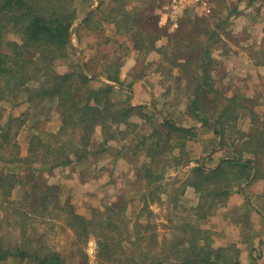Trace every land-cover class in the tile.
I'll return each instance as SVG.
<instances>
[{"label": "trees", "instance_id": "obj_1", "mask_svg": "<svg viewBox=\"0 0 264 264\" xmlns=\"http://www.w3.org/2000/svg\"><path fill=\"white\" fill-rule=\"evenodd\" d=\"M77 1L0 0V104L23 97L19 104H26L32 111L49 103V109L57 111L62 121L57 132L35 133L25 153L17 135L26 119L11 116L4 123L0 116V261L13 258L18 264H92L83 244L94 233L98 236V254L104 263L241 264L239 248L235 244L216 247L211 231L205 230L200 223L213 215L219 206L225 205L242 181L251 178L258 158L264 154V119L252 111L251 131H245L237 126V122L247 114L244 110L241 113L239 109H232L238 96L225 97V104H219L216 97L219 91L212 82L209 42L217 31L210 34L200 48L202 61L196 63L186 57L182 63L179 60L173 63L181 70L177 84L185 82L184 88L189 91L192 116L213 133L217 145L225 144L231 126L239 134L237 140L241 139L240 143L234 140L235 149L227 152V158L216 166L207 168L203 160L194 167L195 180L187 183V187L192 185L201 194L197 208H192V211L198 209L196 219L172 212L169 220L173 230L163 239L159 238L158 231L150 232V219L144 225L140 224L141 227L137 225L134 234L125 237L133 247L129 255L122 232H125L123 226L130 229L125 218L130 199L108 205L104 216L95 211L89 218L77 213L70 202L63 203L57 186L36 177V174L43 177V171L85 161L93 154L94 135L101 128L103 150H107L110 143L121 140L126 142L121 150L146 154L148 160L137 172L140 187L158 183L157 192H161L165 167L172 164L179 167L190 161L187 142L189 136L197 135L198 131L195 125L178 123L166 110L148 104L133 105L130 97L118 104L116 92L125 89L118 73H102L121 85L118 90L103 81L96 87L86 72V63L70 64L72 28L79 15ZM91 17L84 19L82 24L88 23ZM123 18L132 21L126 15ZM123 21H117L121 28H124ZM145 22L148 25L140 24L138 28L150 27L155 33L157 31L151 41L153 45L148 47L156 48L154 44L161 36L160 29L156 21L151 23L147 18ZM208 32L205 30L206 35ZM10 33L20 39H10ZM144 44L142 39L135 48L140 51ZM158 50L165 52L168 46ZM61 61L69 62L64 72L58 69ZM169 74L173 76L172 72ZM212 93L217 95L212 98ZM244 102L240 99V107L251 111V106ZM145 123L148 126H143ZM131 136L134 139L125 141ZM184 154L188 158L182 162ZM34 164L43 167H32ZM21 168L24 172H32L30 183H26L28 187L24 185L25 174L22 176L18 171ZM19 187L23 193L16 199L13 194ZM148 191L147 196L156 198V190ZM167 195L168 199H173L172 194ZM157 196L164 201L162 196ZM175 199L179 201L178 196ZM37 221L50 225H54V221L59 223L67 235L71 234L70 250L52 245L47 234L37 226Z\"/></svg>", "mask_w": 264, "mask_h": 264}, {"label": "rangeland", "instance_id": "obj_2", "mask_svg": "<svg viewBox=\"0 0 264 264\" xmlns=\"http://www.w3.org/2000/svg\"><path fill=\"white\" fill-rule=\"evenodd\" d=\"M170 1L78 0L79 15L72 28L70 64L71 62L74 65L79 62L86 63V72L89 77H92L91 83L94 86H100L103 81L118 90L121 85L115 80L106 78L102 74L103 71H108L113 75L118 73L121 79L120 66L127 58L137 55L141 57V65L147 60L149 64H146L145 69H140L141 65L137 68L136 65L129 74L136 77L145 73L149 78L148 84L152 93L149 95L150 105L166 110V113H170L178 123L185 126L201 124L197 127V135L189 136L187 142L186 148L191 153L190 161L188 160L179 167L175 164L165 167V178L162 180L161 188L163 191L157 192L158 183H152L148 187L143 184L140 187L137 172L139 167L148 160L146 154H135L130 149L121 150L122 144L126 143L121 140L110 143L107 150H103L104 147L100 145L101 128H98L91 147L93 154L85 161L75 162L67 167H58L52 171H43V177L36 174L40 181L58 187L63 203L70 202L77 213L89 218L95 211L104 216L108 205L130 199L125 210L126 224L130 226V229L123 226L125 232H122L129 255L133 252V247L125 237L134 234L137 225L141 227L140 224L144 225L150 219V232L158 231L159 238L163 239L173 230L169 220L172 212L189 215L195 219L198 217L196 213L198 209L192 211V208H197L201 194L192 185L187 187V183L195 180L194 167L205 160L206 167L211 168L215 161L209 153H224L223 155L226 156L227 152L235 149L232 145L234 140L236 139V143H240L239 140H241H237L239 134L231 126L225 137V144L220 145L221 148L219 144L217 145L213 133L203 128L202 123L192 116L188 101L189 91L184 88L185 82L177 84L176 80L181 70L174 67L173 63L176 60L182 63L186 57L196 60V63L202 61L203 53L200 48L211 37L210 34L217 31L209 41L212 57L210 63L212 82L219 91L218 96L212 93V98L216 96L219 98V104H225L227 99L225 97L238 96L236 103L232 104V109H239L241 113L244 110L243 113L248 115L245 118H239L237 122V126L246 131H251L249 128L252 125V111L255 110L256 114L264 113V0H208L205 8L200 5L184 11L180 20L174 23L176 25L165 20L168 13L166 7ZM124 15L128 19L131 17L132 21H126L123 18ZM88 16H92L90 21L82 24ZM147 18L151 23L156 21L161 35L155 41L156 48L152 49L148 47L153 45L151 41L157 31L155 33L154 28L149 27L148 29L142 28L141 33L138 28L140 24L146 23ZM119 19L124 20V28L117 24ZM205 30L209 31L207 35ZM176 34L178 35L174 38ZM9 38L20 39L14 33H10ZM142 39L145 44L139 51L135 45L137 42L141 43ZM165 46H168L165 52L158 50ZM165 53H167L166 57ZM59 65V71L64 72L69 62L61 61ZM170 72L173 76L169 74ZM123 83L122 86L125 89L117 91L115 95L118 104L124 103L127 97L132 96L130 83L128 84L127 81ZM21 99L1 103L0 116L4 123L11 116H21L26 119L25 126L19 129L17 135L26 153L35 133L57 132L62 121L57 111L49 109L47 106L49 103H44L40 109L31 111L27 109L26 104H19ZM240 99L246 101L244 103L251 106L252 110L242 109ZM210 111L213 112L212 109ZM143 126H148V124L145 123ZM253 131L256 132L255 129ZM130 139H134L133 136L125 141L129 142ZM164 155L162 164H164ZM183 156L182 162L188 158L187 154ZM32 167L42 168L43 166L34 164ZM18 171L22 173V176L25 174L24 185L28 187L26 183H30L32 172H24L23 168ZM184 186L185 191L180 194ZM149 189L156 190V198H152L151 195L147 196ZM22 193L23 189L19 187L14 191L13 197L18 199ZM167 194H172L173 199H168ZM157 195L162 196L165 202L160 201ZM177 196L178 202L175 199ZM177 204L178 207H176ZM212 216L214 218L211 221L209 218ZM209 218L201 221L200 226L205 230H210L213 237H216L218 233L215 227L220 225L219 216L214 214ZM53 223L54 225H50L37 221V226L47 234L46 238L52 245L55 244L61 250H70L71 234L67 235L59 223L55 221ZM98 245V236L92 233L83 244L88 261L92 264H110L104 263V260L99 257ZM0 264H18V261L10 258L0 261Z\"/></svg>", "mask_w": 264, "mask_h": 264}, {"label": "crops", "instance_id": "obj_3", "mask_svg": "<svg viewBox=\"0 0 264 264\" xmlns=\"http://www.w3.org/2000/svg\"><path fill=\"white\" fill-rule=\"evenodd\" d=\"M140 58L136 55L124 61L120 66L121 80L127 81L132 86L130 102L133 105H150L149 78L145 73L136 77L129 74L136 65L137 68L141 65ZM147 63L146 60L140 69H145ZM259 116L261 120L264 119V113H259ZM196 126H201V124L197 123ZM209 154L211 158H214V166L221 163L222 159L227 156H224V153ZM256 166L251 178L242 181L231 193L227 203L217 208L214 213L219 216L218 221L220 222V225L214 226L218 233L214 237V245L218 247L235 244L240 251L241 264H264V154L258 158ZM213 218L214 216L209 219L212 221Z\"/></svg>", "mask_w": 264, "mask_h": 264}, {"label": "built area", "instance_id": "obj_4", "mask_svg": "<svg viewBox=\"0 0 264 264\" xmlns=\"http://www.w3.org/2000/svg\"><path fill=\"white\" fill-rule=\"evenodd\" d=\"M202 5L205 8L208 5V0H171L166 7V11L168 12L165 20L166 22L177 23L184 11L194 6Z\"/></svg>", "mask_w": 264, "mask_h": 264}]
</instances>
